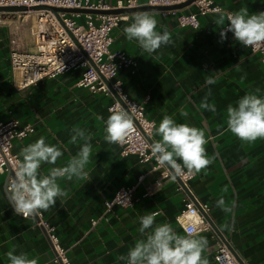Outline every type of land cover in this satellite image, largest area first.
Wrapping results in <instances>:
<instances>
[{
	"label": "crops",
	"instance_id": "0c3cea01",
	"mask_svg": "<svg viewBox=\"0 0 264 264\" xmlns=\"http://www.w3.org/2000/svg\"><path fill=\"white\" fill-rule=\"evenodd\" d=\"M116 1L110 0L112 4ZM216 4L222 10L199 16L196 29L180 26L175 15L136 11L126 13L128 19L112 32V49L123 50L138 62L135 74L120 69L116 79L123 83L130 99L146 101L145 116L155 123L153 141L160 139L157 127L165 115L215 137L206 145L214 162L195 175L187 193L169 179L150 196L143 197L159 171L136 157L122 156L118 144L104 140V121L112 97L78 87L79 72L19 90V74L12 69L10 54L15 45L32 49L33 39L19 14H13L0 27V122L16 119L35 127L29 137L14 140L13 152L19 155L24 146L41 136L47 143L59 144L63 156L56 165L41 166V173L47 174L51 167L65 166L80 150L82 141L70 142L74 127L85 129L91 136L92 155L85 169L88 177L59 180L67 196L58 199L54 208L42 212L43 218L55 226L71 264H124L118 257L126 256L140 238L139 217L150 212L159 213L156 224L170 223L178 234L184 235L176 217L185 208L189 195L209 206L208 215L216 227L200 234L208 241L204 255L209 264H214L220 243L228 244L242 264H264V140L242 143L226 130L229 104L236 106L241 97L257 89L258 94L264 95V67L259 56L235 41L232 33H227V39L221 42L219 33L225 25L217 23L221 13L242 8H247L249 14L264 11V0H216ZM177 11L196 13L197 7L190 4ZM143 12L158 20L157 31L162 33L166 28L171 33V45L149 54L136 41L126 38L123 29L131 23V17ZM208 77L215 83L207 85ZM205 97L208 103L215 104L216 112L200 108ZM184 112L188 113L186 117ZM9 176L10 173H0V264H8L6 253L13 249L44 264L53 257V250L36 218L22 219L14 213L8 199ZM128 186H136L135 196L140 200L128 208L114 206L107 210L106 202ZM222 196L226 201H236L233 213L226 214L216 207Z\"/></svg>",
	"mask_w": 264,
	"mask_h": 264
},
{
	"label": "clouds",
	"instance_id": "9594fccd",
	"mask_svg": "<svg viewBox=\"0 0 264 264\" xmlns=\"http://www.w3.org/2000/svg\"><path fill=\"white\" fill-rule=\"evenodd\" d=\"M158 23L155 16L147 12L137 13L131 17V23L126 25L123 33L128 40L136 41L143 51L152 54L173 43L166 28L162 33L157 31ZM217 23L226 24L219 33L221 42L231 32L235 41L244 47L253 51L264 47V11L249 14L247 8H242L233 13H221ZM205 83L212 85L215 80L208 77ZM258 93L259 89L249 92L237 101L236 106L229 104L226 109V130L242 143L264 140V95ZM200 108L216 112L215 104L208 103L207 97ZM182 115L186 117L188 113ZM104 124V140L109 144L123 145L136 137L133 117L123 107L110 108ZM71 131V143L83 142L80 150L65 166L51 167L47 174L41 173V166L56 165L63 156L59 144L47 143L41 136L21 149L7 189L15 214L29 218L54 208L58 199L67 196L59 180H83L88 177L85 169L92 155L91 136L83 128L74 127ZM157 135L160 139L149 146L151 156L162 168L170 170L173 180L177 177L192 178L214 162L215 157L208 155L206 145L215 137L206 135L202 128L177 123L171 116L165 115L157 127ZM216 207L230 214L236 207V201H226L222 196L216 201ZM158 215L150 212L139 217L140 238L129 248L126 256L118 257L120 261L125 264H209L204 255L208 241L200 235L199 227L189 226L181 235L170 223L156 224ZM6 256L8 264H38L37 258L24 252L17 254L15 249L8 251Z\"/></svg>",
	"mask_w": 264,
	"mask_h": 264
},
{
	"label": "built area",
	"instance_id": "2783aa9c",
	"mask_svg": "<svg viewBox=\"0 0 264 264\" xmlns=\"http://www.w3.org/2000/svg\"><path fill=\"white\" fill-rule=\"evenodd\" d=\"M189 0H0V7L23 6L25 12H0V27L6 25L13 14H19L21 20L28 24L29 35L33 39L32 49H22L15 45L10 54L12 69L19 74L18 89L25 90L45 79H54L72 72H79L77 86L91 93H103L112 97L108 107H123L130 111L136 130V137L129 143L119 145L121 155L133 156L140 163L152 164V169L159 171L153 184L146 187L143 197L150 196L160 188L164 181L172 179L169 169L162 168L151 156L150 145L155 123L145 116V102H136L124 92L123 83L116 79L120 69H128L132 74L138 70V62L128 56L123 50L112 49V32L121 21L127 20L126 13H102L118 9H133L144 6H173ZM143 2V3H142ZM196 13L177 14V10L160 11L162 16L175 15L183 27L198 28L199 16L208 13H219L222 9L216 0H195ZM48 6L58 9L95 10L98 13H69L49 9H34ZM231 13V12H227ZM127 18V19H126ZM226 27V24L225 26ZM231 33V32H228ZM259 56L264 67V47L253 51ZM34 125L22 123L19 120L0 122V173L14 175V162L18 157L13 152V142L23 140L33 134ZM155 142V141H153ZM195 177V176H194ZM177 177L178 189L189 191V183L193 178ZM143 176L139 178V181ZM173 180V179H172ZM8 189V181H7ZM136 186L120 188L114 197L106 202L107 210L114 206L128 208L140 200L135 196ZM14 210V207H13ZM209 206L198 202L192 196L185 201V208L178 214L176 221L185 234L189 226L201 229L200 234L212 230V225L206 219ZM22 219L36 218L37 224L45 231L53 250V257L44 264H71L67 250L62 246L56 228L40 215ZM125 264V263H124ZM214 264H241L231 248L218 244L214 254Z\"/></svg>",
	"mask_w": 264,
	"mask_h": 264
},
{
	"label": "water",
	"instance_id": "95a60500",
	"mask_svg": "<svg viewBox=\"0 0 264 264\" xmlns=\"http://www.w3.org/2000/svg\"><path fill=\"white\" fill-rule=\"evenodd\" d=\"M194 1L195 0H189V1L185 2V3H181V4L173 5V6H165V7H160V6H141V7H137V8H133V9H118V10H112V11H109V12H102V13L119 14V13H131V12H136V11H170V10H178V9H182V8L192 4ZM34 9H49L52 12H54L55 14H57L58 11L69 12V13H74V12H78V13H98L95 10H87V9H83V10L58 9V8L48 7V6H39V7H35ZM27 10L28 9L26 7H23V6L0 7V12H16V13H20V12H25ZM151 142L153 143V140H151ZM186 191L188 192V189H186ZM205 217L210 222V224L212 225V228L216 229L215 225L213 224V222L209 218V215L205 214ZM232 251L235 254V256L237 257V259L240 261L239 257L234 252V250H232Z\"/></svg>",
	"mask_w": 264,
	"mask_h": 264
}]
</instances>
